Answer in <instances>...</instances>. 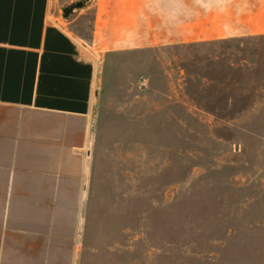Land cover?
Returning <instances> with one entry per match:
<instances>
[{
	"label": "rangeland",
	"instance_id": "rangeland-1",
	"mask_svg": "<svg viewBox=\"0 0 264 264\" xmlns=\"http://www.w3.org/2000/svg\"><path fill=\"white\" fill-rule=\"evenodd\" d=\"M91 43L94 0H52ZM100 57L79 264H264V34Z\"/></svg>",
	"mask_w": 264,
	"mask_h": 264
},
{
	"label": "crops",
	"instance_id": "crops-1",
	"mask_svg": "<svg viewBox=\"0 0 264 264\" xmlns=\"http://www.w3.org/2000/svg\"><path fill=\"white\" fill-rule=\"evenodd\" d=\"M91 43L52 0H0V264H79L106 45L264 34V0H94Z\"/></svg>",
	"mask_w": 264,
	"mask_h": 264
}]
</instances>
